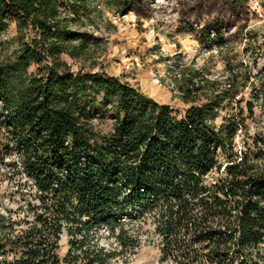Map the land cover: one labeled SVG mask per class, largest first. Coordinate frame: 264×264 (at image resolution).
Wrapping results in <instances>:
<instances>
[{
	"label": "trees",
	"instance_id": "obj_1",
	"mask_svg": "<svg viewBox=\"0 0 264 264\" xmlns=\"http://www.w3.org/2000/svg\"><path fill=\"white\" fill-rule=\"evenodd\" d=\"M93 1L0 0V149L17 154L39 193L21 236L4 234L11 226L0 217V252L15 255L2 264H110L137 247L121 221L131 215L152 217L162 262L264 264V150L233 153L240 112L215 123L222 101L239 95L237 78L215 92L201 72L184 69L182 103L207 91L210 99L180 113L156 103L104 72L103 41L84 28H98ZM249 1L224 4L236 13ZM141 2L105 7L126 15ZM258 6L264 12V0ZM213 171L222 177L208 182ZM100 231L119 251L99 246Z\"/></svg>",
	"mask_w": 264,
	"mask_h": 264
},
{
	"label": "rangeland",
	"instance_id": "obj_2",
	"mask_svg": "<svg viewBox=\"0 0 264 264\" xmlns=\"http://www.w3.org/2000/svg\"><path fill=\"white\" fill-rule=\"evenodd\" d=\"M141 1L137 12L126 15L108 11L106 0L93 1L99 6L95 17L98 28L87 25L84 28L103 41L98 62L104 72L179 113L189 105H201L210 99L207 91L192 94L188 105L182 103L177 83L181 70H198L203 78L213 82L211 87L215 92L227 88L229 76H234L239 95L232 102L222 101L227 109L215 123L220 124L227 113L240 112L243 128L233 140V153L264 150V12L258 0L237 5L236 13H232L224 0ZM203 29L210 34L204 38L207 41L200 43ZM13 35L11 27L4 40ZM218 37L221 44L213 43ZM64 61L74 70L78 66L70 60ZM247 104L251 105V112ZM222 159L219 155L221 163ZM17 160L15 152L4 155L0 149V203L12 212L23 201L35 206L32 189L13 167ZM221 177V171H213L207 181ZM30 216L21 212L12 213L11 218L24 227ZM127 218L121 221L128 234L137 240V247L126 249L123 258H115L110 264H172L169 260L161 261V239L155 232L152 217ZM99 246L119 251L103 231L99 233ZM67 249L63 234L58 256L63 257ZM260 250L264 253V244Z\"/></svg>",
	"mask_w": 264,
	"mask_h": 264
},
{
	"label": "built area",
	"instance_id": "obj_3",
	"mask_svg": "<svg viewBox=\"0 0 264 264\" xmlns=\"http://www.w3.org/2000/svg\"><path fill=\"white\" fill-rule=\"evenodd\" d=\"M13 167L14 169H16L25 179V183H27L30 188L32 189L33 193H34V201L33 203H35V206H37L38 203V196L39 193L36 191L35 187H34V183L31 179H29L22 171L21 165H20V161L19 159L13 163ZM10 200H7V203H9ZM34 205L32 204V202H27V201H23L21 202L14 210V212L8 210L6 211L4 208H7L5 205H1L0 203V217H3L5 220L9 221V225L11 226L8 231L5 230L3 231L4 234L8 233L10 235L11 239H14V237L16 236H21L22 232L26 231L27 228L31 225L32 222V216H30V220L26 219V222L24 223V227H20L19 223L16 222L15 220H12L11 215L12 213L14 214H19L21 212H25V213H30L29 209L30 207L32 208ZM31 215V213H30ZM7 225V224H6ZM8 229V228H7ZM2 232L0 231V238H1ZM114 242V241H113ZM116 245V244H115ZM14 252H11L10 249H8L7 247L0 252V263L2 264L3 262H9L13 259L14 257Z\"/></svg>",
	"mask_w": 264,
	"mask_h": 264
}]
</instances>
